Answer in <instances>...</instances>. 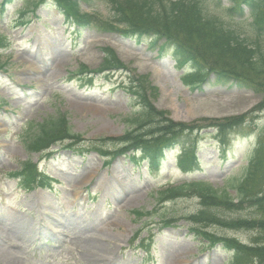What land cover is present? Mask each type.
<instances>
[{"label":"rangeland","instance_id":"obj_1","mask_svg":"<svg viewBox=\"0 0 264 264\" xmlns=\"http://www.w3.org/2000/svg\"><path fill=\"white\" fill-rule=\"evenodd\" d=\"M34 1L18 0L0 14V33L11 42L9 49L0 51V264H228L230 254L220 246L203 249L186 222L162 226V219L196 212L198 200L158 204L155 193L193 180L220 190L229 178L242 173L264 129V110L250 113L260 95L211 80L192 90L181 82L182 71L175 68L171 49L159 54V44L149 47L151 36L140 44L91 29L78 36L52 0L42 2L34 15L18 13ZM95 3L92 10L83 6V11L101 19L110 16L103 0ZM21 18L27 24L19 25ZM105 48L112 50L126 72L95 73L91 83L68 76L79 65L99 69ZM128 70L148 77L158 88L153 104L175 122L223 121L249 114L246 123L228 132L223 145L209 132L197 136L200 170L192 174L185 175L175 166L179 146L167 154L158 173L122 156L106 165L91 147L111 153L113 143L100 140L122 136V120L136 112L127 92ZM57 114L66 115L85 144L71 149L66 148L68 143L55 145L50 158L28 152L22 143L31 136L29 124ZM27 160L55 181L51 190L25 191L6 177ZM135 210L151 216L136 221ZM220 213L229 218L248 214ZM204 231L243 243L253 237L252 231L217 226ZM150 235L155 236L153 249L145 258L133 240L137 237L146 245Z\"/></svg>","mask_w":264,"mask_h":264},{"label":"trees","instance_id":"obj_2","mask_svg":"<svg viewBox=\"0 0 264 264\" xmlns=\"http://www.w3.org/2000/svg\"><path fill=\"white\" fill-rule=\"evenodd\" d=\"M52 1L65 21L77 28L78 36L83 29L117 33L135 39L136 43L151 36L149 47L159 44V54L171 49L175 68L183 71L181 81L185 86L199 90L211 80L221 87L248 89L260 95L259 102L250 113L264 110V0H103L110 10V16L105 19L92 11H82V6L92 9L96 5L95 0ZM14 2L2 0L0 13ZM35 6L27 10L33 12ZM9 47L8 37L0 34V50ZM102 54L99 69L90 70L80 65L69 75L77 76L80 82L86 80L90 83L95 73L126 70L111 49H102ZM127 72V92L136 112L122 120L125 124L122 136L100 140L113 143L111 153L101 146L91 147L99 157L106 159V165L116 157L124 156L136 165L145 163L148 171L157 173L166 161V151L179 146L176 167L183 174H191L197 172L200 165L197 136L210 130L209 134L215 135L223 145V138L228 132L246 123L249 114L223 121L201 119L194 124L175 122L167 112L154 106L153 101L159 96V91L148 77ZM29 125L31 136L25 141V146L30 152L44 154L53 145L65 141H70L71 145L84 144L81 135L72 131L63 114ZM8 176L16 179L26 191L51 189L53 182L29 161ZM155 195L158 204L187 198H194L199 204L196 212L182 215L180 219H162L163 228L175 226L176 222L183 220L191 225L189 232L199 239L203 249L221 246L227 251L230 254L228 264H264V129L257 137L247 166L237 177L229 178L223 189L193 180L167 187ZM220 210L228 214L245 211L248 214L229 218L221 215ZM132 215L136 221L151 216L137 210L132 211ZM216 226L234 231H252L254 237L247 245L235 238L219 237L204 231L207 227ZM153 239L154 235H150L146 245L141 241L138 243L146 258L151 255ZM136 241L137 237L133 242Z\"/></svg>","mask_w":264,"mask_h":264}]
</instances>
